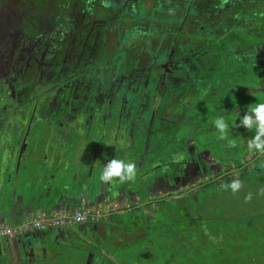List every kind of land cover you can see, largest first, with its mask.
<instances>
[{
  "label": "flooded vegetation",
  "instance_id": "1",
  "mask_svg": "<svg viewBox=\"0 0 264 264\" xmlns=\"http://www.w3.org/2000/svg\"><path fill=\"white\" fill-rule=\"evenodd\" d=\"M233 5L0 0V264L159 262L167 237L189 264L220 250L235 222L212 191L264 172L251 129L233 126L264 93V0ZM112 158L135 179L100 182Z\"/></svg>",
  "mask_w": 264,
  "mask_h": 264
},
{
  "label": "rangeland",
  "instance_id": "2",
  "mask_svg": "<svg viewBox=\"0 0 264 264\" xmlns=\"http://www.w3.org/2000/svg\"><path fill=\"white\" fill-rule=\"evenodd\" d=\"M253 90V88H252ZM256 94L250 95V97H247L246 104H248V107H251V97ZM247 132H250L247 131ZM248 136L250 134L246 133ZM264 176V172H261L258 175H254L251 177L246 178L245 182H241V188L239 191L233 193L232 191H229L227 195H223L220 193V191L213 190L212 193H214L215 201L217 203H222L223 206L226 208H230V210L227 212V216L229 219H233L235 222L234 224H228L220 234H224L221 237L224 238V241L217 244L216 246L220 248L219 251L215 253H210L206 260L210 263L218 264V262L223 261H229L232 260L235 262V264H246V260L244 259V254L240 252L239 246H246V238L245 240L241 241L242 237H246V232H243V230H247L249 228H256L255 230L257 232L262 233L263 235H260L259 241L263 239L264 236V179H261L260 177ZM250 195V199H246ZM202 204L201 207L202 210V217L207 219L209 217H213L215 213L217 216L221 215L220 210L215 209L214 212L209 210H204L205 202L201 199ZM199 209H200V205ZM227 219V218H226ZM223 222V221H221ZM243 225L246 227L244 228ZM232 229L240 230L239 234L237 232H233ZM203 231L207 233V229L203 228ZM209 231V230H208ZM214 231V229H212ZM233 232V233H232ZM214 239V237H213ZM253 241L254 239L248 238V241ZM160 245L158 248L154 249V253L159 254V257L162 256L161 260L157 262L158 259H153V255L150 254V259H153L152 262L146 263V264H189V258L186 253L176 254V250L173 247H167L169 243H171V240L169 237L164 238L160 240ZM264 241V240H262ZM213 243V242H212ZM264 243V242H263ZM238 247H235V246ZM216 257V258H215ZM212 258H214L215 262H211ZM135 261V264H143V259L141 257H136L135 259H132ZM264 262V258L262 259ZM169 262V263H168ZM206 261H202L201 264H209ZM217 262V263H216Z\"/></svg>",
  "mask_w": 264,
  "mask_h": 264
},
{
  "label": "clouds",
  "instance_id": "3",
  "mask_svg": "<svg viewBox=\"0 0 264 264\" xmlns=\"http://www.w3.org/2000/svg\"><path fill=\"white\" fill-rule=\"evenodd\" d=\"M214 128L219 132V139L227 138L229 123L225 118L220 116L212 121ZM234 127H243L246 129H255V134L246 143L249 152L264 154V102H255L253 106L247 108L243 116L239 117V123L236 122ZM230 146H234L230 142ZM137 175V166L132 161L112 158L106 164H103L99 180L105 184H111L115 181L124 183L133 181ZM228 187L235 193L241 188V181L238 178L232 179ZM250 195L246 199H250Z\"/></svg>",
  "mask_w": 264,
  "mask_h": 264
},
{
  "label": "trees",
  "instance_id": "4",
  "mask_svg": "<svg viewBox=\"0 0 264 264\" xmlns=\"http://www.w3.org/2000/svg\"><path fill=\"white\" fill-rule=\"evenodd\" d=\"M203 1H207V0H203ZM218 6L221 8L222 6L220 4H218ZM217 7H211L209 6L208 8L206 6H203V8L201 9V11L203 12V15H205V13L207 12V10H214ZM219 8V9H220ZM234 12H235V16L238 15H246V11L248 10V8L246 7V0H234V5L232 6ZM222 11H224V9L221 8ZM218 14V12H217ZM256 228H249L246 230V237H242V240H245L246 238V246H239L240 247V252L242 253V255L244 254V258L246 256V264H264L263 262V258H264V236L263 239L259 241V236L263 235L260 232H257L255 230ZM241 235V232H240ZM243 236V235H241ZM248 238H252L254 239L253 241L250 242V240L248 241ZM235 247H238L237 245Z\"/></svg>",
  "mask_w": 264,
  "mask_h": 264
},
{
  "label": "water",
  "instance_id": "5",
  "mask_svg": "<svg viewBox=\"0 0 264 264\" xmlns=\"http://www.w3.org/2000/svg\"><path fill=\"white\" fill-rule=\"evenodd\" d=\"M261 71L263 72V76H264V65H262ZM254 81H256V83L260 82V78H259V76H257V74H256V79ZM250 99H251L250 104L252 106H253V103H255V102H264V93H257L256 95L252 96ZM251 132H252V136H253L255 134V129H251ZM258 155L260 157H264V154H262V153H258ZM40 246H41L40 243L33 242V243L27 245L26 247H24L23 252L26 255V253L30 251V253H32V255L35 256V254L39 252ZM27 264H37V261L35 260V258H33V260L30 262H27Z\"/></svg>",
  "mask_w": 264,
  "mask_h": 264
},
{
  "label": "built area",
  "instance_id": "6",
  "mask_svg": "<svg viewBox=\"0 0 264 264\" xmlns=\"http://www.w3.org/2000/svg\"><path fill=\"white\" fill-rule=\"evenodd\" d=\"M4 235H10V231L9 230L0 231V236H4Z\"/></svg>",
  "mask_w": 264,
  "mask_h": 264
},
{
  "label": "crops",
  "instance_id": "7",
  "mask_svg": "<svg viewBox=\"0 0 264 264\" xmlns=\"http://www.w3.org/2000/svg\"><path fill=\"white\" fill-rule=\"evenodd\" d=\"M254 129V128H253ZM11 264H20L19 263V261H18V263H17V261L15 260V261H13V263H11Z\"/></svg>",
  "mask_w": 264,
  "mask_h": 264
}]
</instances>
